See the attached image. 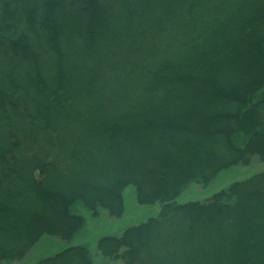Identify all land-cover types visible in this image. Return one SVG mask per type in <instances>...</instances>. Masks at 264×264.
Returning <instances> with one entry per match:
<instances>
[{
  "label": "trees",
  "instance_id": "16d2710c",
  "mask_svg": "<svg viewBox=\"0 0 264 264\" xmlns=\"http://www.w3.org/2000/svg\"><path fill=\"white\" fill-rule=\"evenodd\" d=\"M264 162V0H0V264L44 236H102L123 264H264V171L205 201L193 184ZM34 264H94L85 244Z\"/></svg>",
  "mask_w": 264,
  "mask_h": 264
},
{
  "label": "rangeland",
  "instance_id": "374dc122",
  "mask_svg": "<svg viewBox=\"0 0 264 264\" xmlns=\"http://www.w3.org/2000/svg\"><path fill=\"white\" fill-rule=\"evenodd\" d=\"M264 171V162H254L248 166L233 167L223 171L216 179L208 185L193 184L178 199V203L189 201H205L215 193L227 188L236 181L250 178L254 174ZM125 212L120 218L114 219L107 212H100L94 217L89 211L76 208L86 220L85 227L77 234L72 242H65L51 236H44L30 254L20 262H6L5 264H34L39 259L54 255L69 245L85 244L90 248L94 264H123L122 261L104 257L98 251V240L108 234L121 235L126 228L146 221L150 217H155L161 210V205H140L137 201L136 189L129 186L124 191Z\"/></svg>",
  "mask_w": 264,
  "mask_h": 264
}]
</instances>
